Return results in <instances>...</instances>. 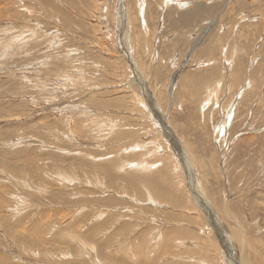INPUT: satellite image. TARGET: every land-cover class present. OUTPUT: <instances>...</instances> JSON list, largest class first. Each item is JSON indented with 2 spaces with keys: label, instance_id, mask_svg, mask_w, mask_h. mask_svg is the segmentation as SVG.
<instances>
[{
  "label": "rangeland",
  "instance_id": "1",
  "mask_svg": "<svg viewBox=\"0 0 264 264\" xmlns=\"http://www.w3.org/2000/svg\"><path fill=\"white\" fill-rule=\"evenodd\" d=\"M229 248L264 264V0H0V264Z\"/></svg>",
  "mask_w": 264,
  "mask_h": 264
},
{
  "label": "bare ground",
  "instance_id": "2",
  "mask_svg": "<svg viewBox=\"0 0 264 264\" xmlns=\"http://www.w3.org/2000/svg\"><path fill=\"white\" fill-rule=\"evenodd\" d=\"M125 10H126V13H124L125 12ZM123 11V14H122V17L121 18H123L122 19V28L121 29H123V32H121V39L123 40V38L125 37V33H126V27H127V24L129 23V21H130V16H129V14H128V10H127V7H126V4L124 5V9L122 10ZM121 26V25H120ZM125 27V28H124ZM124 42V41H123ZM122 43V42H121ZM130 54V53H129ZM137 74V73H136ZM138 77V76H137ZM141 77V76H140ZM144 89V88H143ZM146 91H147V96L149 97V99L152 97L151 96V92H150V90L149 89H145ZM145 91V92H146ZM158 110V109H157ZM161 113V112H160ZM161 115V114H160ZM160 115H158V116H160ZM163 115L164 114H162L161 115V117H162V119L164 120L165 118L163 117ZM156 117V116H155ZM158 120V119H157ZM162 122V121H161ZM164 122V121H163ZM166 127H167V125H166ZM167 129V128H166ZM171 129V128H170ZM175 134H176V132H175ZM172 137V136H171ZM222 137V136H221ZM171 139V138H170ZM169 139V140H170ZM174 140V139H173ZM176 140L177 139H175L174 141L176 142ZM172 142V141H171ZM179 142V141H178ZM174 143V142H173ZM173 145V144H172ZM175 145V144H174ZM173 145V146H174ZM178 145V144H177ZM176 145V146H177ZM183 156V155H182ZM197 196V195H196ZM198 197V196H197ZM202 202L204 203V204H201L203 207H205V210H206V212L209 214V215H211V218H212V221H213V224L216 226V228H217V230H219V228H218V225H216V221L213 219V215H212V212H211V207H207L206 206V204H205V202L202 200ZM218 224V223H217ZM231 249H233V248H231ZM230 248H229V250L227 251V254L229 255L230 254V256H228L227 255V260L229 261V262H231L232 264H239V263H237V261H235L236 259H237V257L235 256V255H231V254H233L232 253V250H231ZM238 261L240 262V258L238 257ZM241 264V263H240Z\"/></svg>",
  "mask_w": 264,
  "mask_h": 264
}]
</instances>
